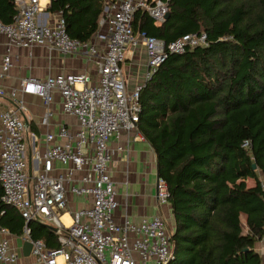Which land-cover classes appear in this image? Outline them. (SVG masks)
<instances>
[{"label":"built area","instance_id":"2783aa9c","mask_svg":"<svg viewBox=\"0 0 264 264\" xmlns=\"http://www.w3.org/2000/svg\"><path fill=\"white\" fill-rule=\"evenodd\" d=\"M104 1L100 30L95 35L103 43V54L97 43L72 38L61 13L51 24L41 0H15V20L9 24L0 20V34L8 40L0 78L13 66L14 47L45 46L67 55L85 52L97 65L96 79L89 73H57L43 80L28 77L21 81V92L42 98L43 126L50 124L53 114V92L62 98L63 113L76 119L75 125L64 123L56 133L48 131L44 143L21 114L27 106L18 90L0 84L2 201L18 209L25 220L21 235L32 244L35 262L31 264H164L172 256L173 230L162 215L140 221L128 216L121 222L115 218L119 201L111 164L121 153L131 162L132 143L145 139L138 127L144 84L129 91L123 64L129 47L143 45L148 57L147 81L170 53L208 45V37L205 32L187 33L167 44L146 31L134 30L137 10L148 12L161 23L171 0ZM31 144L35 150L30 174ZM156 189L158 200L169 203L163 179H157ZM5 212L0 211V264H24L20 250L6 235L11 231L1 221ZM66 214L69 223L63 219ZM32 220L57 226L60 246L50 248L42 238L33 237Z\"/></svg>","mask_w":264,"mask_h":264},{"label":"trees","instance_id":"16d2710c","mask_svg":"<svg viewBox=\"0 0 264 264\" xmlns=\"http://www.w3.org/2000/svg\"><path fill=\"white\" fill-rule=\"evenodd\" d=\"M104 5L51 0L49 11L62 14L72 38L89 42ZM169 13L159 23L137 10L133 28L167 44L205 32L208 45L170 53L140 92L138 127L155 152L174 220L173 252L164 264H262L264 0H171ZM17 14L15 0H0L2 22ZM2 194L0 182L2 224L19 235L25 220ZM29 224L33 237L60 246L47 223Z\"/></svg>","mask_w":264,"mask_h":264},{"label":"crops","instance_id":"0c3cea01","mask_svg":"<svg viewBox=\"0 0 264 264\" xmlns=\"http://www.w3.org/2000/svg\"><path fill=\"white\" fill-rule=\"evenodd\" d=\"M51 0H41V6L49 16L52 24L59 17V13H51L49 7ZM7 37L0 34V64L3 61L7 51ZM92 43H97L100 54L104 53L103 43L97 38H93ZM14 56L13 66L4 78H0V84L8 90H18V95L26 103V110L21 112L26 124L30 130L36 134V137L44 139L48 131L58 132L60 124H76V119L66 115L62 111V98L58 92L52 93V102L50 104L52 116L50 124L43 126L41 117L45 110L42 98L36 94L21 92V81L28 77H37L45 79L50 74L57 73H89L95 79L97 76V65L93 58L85 52L80 54H62L56 50L50 51L45 46H34L33 48H12ZM148 70V57L143 45L129 47L127 58L123 64V71L126 78L127 89L132 91L139 84L146 81ZM8 104L7 102H5ZM34 144V143H33ZM31 144L28 148L29 172L33 171V158L35 147ZM43 146V145H42ZM133 151L131 162H127L125 153L116 156L111 164V174L116 182L118 191L119 206L115 211L117 221H123L125 216L131 221H140L144 217L162 215L174 229V220L169 203L163 204L157 197V161L156 155L146 139L137 140L132 143ZM61 167V166H58ZM128 179V186L125 184ZM249 186L254 185L253 179H248ZM81 202V201H79ZM79 206V205H78ZM68 215V214H66ZM65 215V216H66ZM65 216L63 219L65 220ZM67 223L70 222L68 215ZM12 246L18 248L22 254L21 262L31 264L35 262V257L30 253L25 254L26 240L21 234L17 235L12 232L6 234ZM257 247L262 255V264H264V237L258 242Z\"/></svg>","mask_w":264,"mask_h":264},{"label":"water","instance_id":"95a60500","mask_svg":"<svg viewBox=\"0 0 264 264\" xmlns=\"http://www.w3.org/2000/svg\"><path fill=\"white\" fill-rule=\"evenodd\" d=\"M169 15H170V13L168 12L167 13V15H166V19L169 17ZM254 167L256 168L257 167V165L256 164H254ZM157 176H158V178H159V175L157 174ZM51 228H53L54 230H57V226H55V225H52V224H50V223H47ZM31 242L30 241H26V243H25V247H26V251H25V254H28V253H30L31 252Z\"/></svg>","mask_w":264,"mask_h":264},{"label":"bare ground","instance_id":"6f19581e","mask_svg":"<svg viewBox=\"0 0 264 264\" xmlns=\"http://www.w3.org/2000/svg\"><path fill=\"white\" fill-rule=\"evenodd\" d=\"M68 219V215L65 216V221Z\"/></svg>","mask_w":264,"mask_h":264},{"label":"rangeland","instance_id":"374dc122","mask_svg":"<svg viewBox=\"0 0 264 264\" xmlns=\"http://www.w3.org/2000/svg\"><path fill=\"white\" fill-rule=\"evenodd\" d=\"M170 226L172 227V224H171V223H170ZM171 227H170V228H171Z\"/></svg>","mask_w":264,"mask_h":264}]
</instances>
